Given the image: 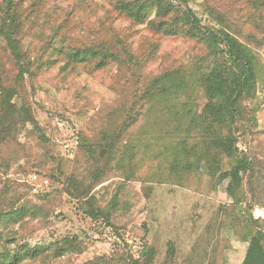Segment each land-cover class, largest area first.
Returning <instances> with one entry per match:
<instances>
[{
  "label": "rangeland",
  "instance_id": "obj_1",
  "mask_svg": "<svg viewBox=\"0 0 264 264\" xmlns=\"http://www.w3.org/2000/svg\"><path fill=\"white\" fill-rule=\"evenodd\" d=\"M118 1L0 0V26L7 3L22 16L23 51L36 74L20 79L14 98L30 109L35 124L20 125L6 142L0 137V209L42 208L38 217L0 225V231L13 240L8 248L14 252L69 238L81 244L62 258L22 264H241L251 230L242 206L228 198L227 182L217 186L203 171L171 172L165 119L141 99L151 80L177 69L187 83L182 100L200 111L206 99L197 66L206 50L195 40L162 36L148 22H133L116 9ZM249 1L195 0L192 8L204 21L206 7L241 21V41L259 59L257 128L248 145L240 141L237 147L256 162L255 182L264 189V32L248 19ZM102 43L125 44L137 56L152 45L157 49L137 79L112 64L101 70L67 67L63 52ZM0 72L4 86L12 87L17 67L1 33ZM193 147L196 155L206 149ZM234 166L227 161L224 171ZM69 187L85 198L74 199ZM244 193L250 197L247 185ZM91 197L101 209L114 202L109 223L87 217ZM252 216L264 219V208L255 206Z\"/></svg>",
  "mask_w": 264,
  "mask_h": 264
},
{
  "label": "trees",
  "instance_id": "obj_2",
  "mask_svg": "<svg viewBox=\"0 0 264 264\" xmlns=\"http://www.w3.org/2000/svg\"><path fill=\"white\" fill-rule=\"evenodd\" d=\"M195 0H119L116 9L135 23L148 22V27L156 34L167 37H184L201 44L206 55L197 66L201 76L202 89L206 103L199 111L198 107L182 100L187 89L186 81L177 69L169 70L160 77L154 78L147 85L142 100L148 104V111L157 110L165 119L169 129L172 173L182 171L189 174L203 171L215 183L227 182L226 193L233 204L242 206L251 226L245 242L247 249L241 264H264V219H255L252 210L255 206L264 208V189L255 182L258 169L256 162L247 152H239L237 147L241 141L248 145L257 128V109L254 103L258 74L261 66L257 54L244 42L241 21L231 22L226 15L206 7L204 21L192 8ZM1 18L0 33L6 39L17 73L12 87H5L7 78L0 72V137L3 141L13 139L17 128L25 123L35 124L29 108L18 107L14 103L18 82L26 76H35L33 64L27 61L21 42L23 29L22 16L11 3H7ZM250 15L248 19L255 24L257 30L264 32L262 12L264 0L249 1ZM153 18L149 19L150 14ZM249 41H256L254 35H247ZM157 46L152 45L142 56L131 52L130 47L121 44L119 48L109 43L84 48H73L63 52L67 67H89L101 70L109 65H116L119 72L139 78L147 62L153 57ZM39 69V68H37ZM114 138H117L114 136ZM117 142V139H114ZM206 146L205 150L195 154V145ZM113 152V150H110ZM93 162L96 148L89 150ZM235 166L224 171L228 161ZM74 181H71V185ZM244 185L248 187L249 198L244 193ZM69 194L80 201L86 195L69 187ZM2 194H0L1 200ZM87 217L93 221L112 218L114 202L108 208L97 207L95 198L86 200ZM42 208L0 209V225L18 223L27 217H38ZM10 236L0 231V264H22L26 260H35L50 255L62 258L68 253L80 250L81 244L75 238L64 240L49 246L23 245L17 251H11L8 245L13 242ZM146 259L151 262L153 251H145Z\"/></svg>",
  "mask_w": 264,
  "mask_h": 264
},
{
  "label": "built area",
  "instance_id": "obj_3",
  "mask_svg": "<svg viewBox=\"0 0 264 264\" xmlns=\"http://www.w3.org/2000/svg\"><path fill=\"white\" fill-rule=\"evenodd\" d=\"M34 178H36V176H34Z\"/></svg>",
  "mask_w": 264,
  "mask_h": 264
}]
</instances>
